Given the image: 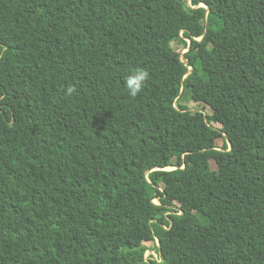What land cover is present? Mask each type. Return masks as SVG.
<instances>
[{"label":"trees","instance_id":"1","mask_svg":"<svg viewBox=\"0 0 264 264\" xmlns=\"http://www.w3.org/2000/svg\"><path fill=\"white\" fill-rule=\"evenodd\" d=\"M0 264H264V0H0Z\"/></svg>","mask_w":264,"mask_h":264},{"label":"rangeland","instance_id":"2","mask_svg":"<svg viewBox=\"0 0 264 264\" xmlns=\"http://www.w3.org/2000/svg\"><path fill=\"white\" fill-rule=\"evenodd\" d=\"M196 40H198V38H196ZM188 45V49L195 46L192 40H188ZM174 46L176 50L180 52V57L183 58V54L187 51V48H182L177 41L174 42ZM217 99L218 98L216 97L215 93H213V91L204 87H197L190 90V92H186L182 96L180 103L182 105H186L187 109L185 110V113L187 116L198 118L203 114V106H205L207 109L213 108L218 102ZM214 130H219L218 126H216ZM222 143L223 141L219 139L218 144L221 146ZM178 160V154L164 159L161 168L166 170L174 169L178 165ZM154 202L159 204L158 198H154ZM176 206L178 207V205ZM144 246L147 248L145 251V257L149 258L152 255L155 258H158L159 251L163 247V244L158 239H155L145 242Z\"/></svg>","mask_w":264,"mask_h":264},{"label":"clouds","instance_id":"3","mask_svg":"<svg viewBox=\"0 0 264 264\" xmlns=\"http://www.w3.org/2000/svg\"><path fill=\"white\" fill-rule=\"evenodd\" d=\"M148 77V73L143 70H136L132 75H129L125 81V88L131 97H136L143 89L144 82ZM73 92L72 88L68 89V93Z\"/></svg>","mask_w":264,"mask_h":264},{"label":"water","instance_id":"4","mask_svg":"<svg viewBox=\"0 0 264 264\" xmlns=\"http://www.w3.org/2000/svg\"><path fill=\"white\" fill-rule=\"evenodd\" d=\"M183 61L187 62L188 60L186 58H181ZM231 146V145H230ZM157 169V168H156ZM162 169V168H161Z\"/></svg>","mask_w":264,"mask_h":264}]
</instances>
